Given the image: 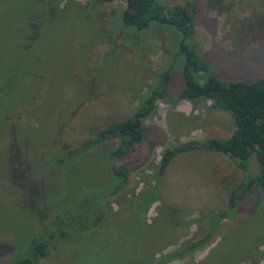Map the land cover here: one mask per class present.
Masks as SVG:
<instances>
[{
	"label": "rangeland",
	"instance_id": "rangeland-1",
	"mask_svg": "<svg viewBox=\"0 0 264 264\" xmlns=\"http://www.w3.org/2000/svg\"><path fill=\"white\" fill-rule=\"evenodd\" d=\"M231 2L227 19L194 0L193 39L208 68L206 76L198 74L200 81L214 76L251 83L264 76V33L253 38L242 28L244 19L264 16V0ZM124 7L110 0H0V264L10 254L20 257L47 216L85 186L107 184L94 152L60 176L42 171L37 156L127 117L177 49L175 29L164 24H151L136 44L129 30L117 36ZM180 61L174 62L170 90L181 86ZM199 102L195 108L184 100L173 106L157 102L144 122L147 139L124 161L128 183L123 196L111 200L106 221L37 264H157L155 252L198 238L205 223L191 220L222 209L239 181L228 158L200 150L174 156L157 181L159 200L150 205L143 228L130 198L151 186L164 148L232 135L229 115L212 111L208 100ZM248 165L254 174L253 157ZM168 264H264V191L246 197L205 248Z\"/></svg>",
	"mask_w": 264,
	"mask_h": 264
},
{
	"label": "trees",
	"instance_id": "trees-1",
	"mask_svg": "<svg viewBox=\"0 0 264 264\" xmlns=\"http://www.w3.org/2000/svg\"><path fill=\"white\" fill-rule=\"evenodd\" d=\"M110 1H120L125 5L120 12V30L116 32L121 39V31L129 30L130 39L136 44L151 24H164L175 29L177 49L171 60L154 74L153 83L144 87L127 117L91 130L88 137L79 143L71 145L64 143L49 153L37 156V162L44 164L42 171L54 169L60 176L81 158L92 155L103 166V172L107 174V184L85 186L75 198L53 210L45 222L41 223L37 235L26 244L23 254L20 257L14 253L10 254L3 264H37L49 251L55 250L63 242L81 234H88L106 221L105 217L112 211L111 200L122 195L128 183L129 171L124 161L147 139L144 122L154 113L156 103L159 101L173 106L184 100L195 108L203 104L199 101L208 100L212 111H223L229 115L233 133L227 139L180 142L160 152L156 169L150 176L151 186L140 196L130 198L133 209L135 208L139 215L137 217L142 228L145 226L147 219L145 216L150 205L159 200L156 193L157 181L177 154L194 150L220 154L228 158L240 174V178L228 191L222 209L199 214L191 220L192 224L205 223L203 233L195 239L183 240L177 244L172 242L170 245L174 247L169 250L155 252L154 256H158L157 264L186 259L192 253L205 248L214 238L221 222L238 214L239 205L246 197L264 191V76L251 83H225L214 76H207L205 80L200 81L203 79V77L199 79L200 74L206 76L208 68L193 39L194 0ZM228 1L226 3V0H204V3L208 11L224 14L230 19L233 3L231 0ZM263 17L256 15L252 21L244 19L242 28L253 38L258 33L262 35ZM179 57L181 86L170 90L174 62ZM4 91L0 79V97ZM110 141L115 143L113 147L96 151ZM149 147H153V144ZM251 157L257 166L254 174L248 171V160ZM178 225L183 226V223L180 222Z\"/></svg>",
	"mask_w": 264,
	"mask_h": 264
}]
</instances>
